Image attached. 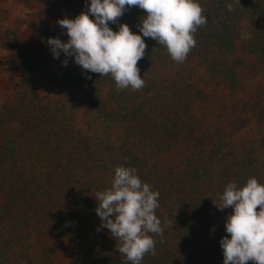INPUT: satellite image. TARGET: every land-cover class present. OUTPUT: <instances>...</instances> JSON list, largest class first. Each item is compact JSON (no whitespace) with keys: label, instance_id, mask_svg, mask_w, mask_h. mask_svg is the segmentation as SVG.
Wrapping results in <instances>:
<instances>
[{"label":"trees","instance_id":"16d2710c","mask_svg":"<svg viewBox=\"0 0 264 264\" xmlns=\"http://www.w3.org/2000/svg\"><path fill=\"white\" fill-rule=\"evenodd\" d=\"M54 1L64 18L87 11L86 0ZM199 3L208 22L183 63L144 38L139 90L53 58L46 41H66L63 28L33 23L17 43L6 73L16 89L0 104V264H130L97 231L95 194L117 166L160 194L164 231L149 233L155 255L142 264H222L232 209H218V194L250 177L264 184V0ZM145 14L132 6L109 26L139 34Z\"/></svg>","mask_w":264,"mask_h":264},{"label":"clouds","instance_id":"9594fccd","mask_svg":"<svg viewBox=\"0 0 264 264\" xmlns=\"http://www.w3.org/2000/svg\"><path fill=\"white\" fill-rule=\"evenodd\" d=\"M132 6L146 13L137 25L139 34L126 23L113 30L109 24H117ZM86 8L74 18L57 20L66 41L49 37L46 43L53 58L64 54L65 66L72 57L86 78H91L88 73L110 74L118 89L144 87L138 67L147 48L144 38L165 46L173 61L183 63L196 46L194 33L208 22L199 0H86ZM227 9L232 11L233 5L227 4ZM159 195L135 168L125 166L115 167L111 187L95 194V212L101 220L97 231L107 229L115 237L116 250L130 264H142L145 254L155 255L156 241L149 233L164 231L155 214ZM218 196L219 210L232 209L225 219L228 235L219 240L222 264H264V184L255 177L242 186L229 182Z\"/></svg>","mask_w":264,"mask_h":264},{"label":"rangeland","instance_id":"374dc122","mask_svg":"<svg viewBox=\"0 0 264 264\" xmlns=\"http://www.w3.org/2000/svg\"><path fill=\"white\" fill-rule=\"evenodd\" d=\"M64 16L54 0H0V104L12 98L16 89L15 81L6 73L13 71L7 61L17 55V43L30 41L33 23H47L63 36L57 20Z\"/></svg>","mask_w":264,"mask_h":264}]
</instances>
